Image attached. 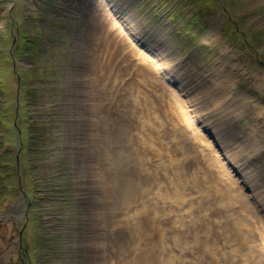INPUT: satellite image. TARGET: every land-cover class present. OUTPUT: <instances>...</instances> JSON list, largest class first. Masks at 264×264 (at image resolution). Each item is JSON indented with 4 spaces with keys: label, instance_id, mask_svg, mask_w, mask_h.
Returning a JSON list of instances; mask_svg holds the SVG:
<instances>
[{
    "label": "rangeland",
    "instance_id": "obj_1",
    "mask_svg": "<svg viewBox=\"0 0 264 264\" xmlns=\"http://www.w3.org/2000/svg\"><path fill=\"white\" fill-rule=\"evenodd\" d=\"M169 5V0H0V79L7 98L0 101V119L9 126L0 122V174L6 179L0 183V264H29L31 255L32 264H264L260 224L238 239L227 230L239 218L232 211L224 216V207L236 211L238 201L250 196L243 189L239 194V182L222 155L209 153L218 148L206 133L220 136L216 143L231 152L255 193L264 194V0H193L188 16L201 9L204 29L193 27L183 38L175 28L189 18L168 30L160 10ZM156 6L159 12L153 13ZM235 24L243 32L237 33L236 46L231 42ZM127 33L136 38L129 40ZM35 35L46 42L42 56L34 52ZM132 44L147 55H161L158 62L176 74L177 95L203 125L197 133L206 142L192 139L195 150L182 153L185 141L174 130L161 93L133 74L134 64L123 70L128 60L121 57L128 56L155 78L151 63L139 62ZM109 53L119 57L108 62ZM16 66L35 79L22 78L21 86ZM25 127H31L30 159L21 145L19 130ZM28 161L48 186L64 173L74 191L63 196L56 187L41 199L27 180ZM23 188L38 199L32 209L40 212L26 225L31 197Z\"/></svg>",
    "mask_w": 264,
    "mask_h": 264
},
{
    "label": "bare ground",
    "instance_id": "obj_2",
    "mask_svg": "<svg viewBox=\"0 0 264 264\" xmlns=\"http://www.w3.org/2000/svg\"><path fill=\"white\" fill-rule=\"evenodd\" d=\"M111 38V40H113V38L112 37H110ZM115 38V37H114ZM116 40V39H115ZM121 42L123 43V47L124 46H127L128 47V49L129 48H131V45H130V43H128L126 40H121ZM111 43V42H110ZM112 43H113V45L112 46H114V47H116V49H117V51H116V53H120V51H122V50H120L121 49V47H119L118 46V41H112ZM108 44V43H107ZM130 46V47H129ZM111 48V47H110ZM109 48V49H110ZM146 48V47H145ZM124 49V48H123ZM133 49H135L134 47L132 48V50ZM103 50H104V48H103ZM128 51H130V50H128ZM141 51V50H140ZM138 51L137 50V53L139 52V54H141V55H143L150 63H151V65L153 66V67H156V66H163L164 65V63H162V64H158V62H157V60H155V58L154 57H152L151 55H147V53L146 52H144V51ZM104 52V51H103ZM114 52H115V50H114ZM133 52L134 53H136L134 50H133ZM122 53V52H121ZM125 53V52H124ZM115 54V53H114ZM123 54V53H122ZM130 54V53H129ZM139 54H138V56H139ZM88 55V54H87ZM103 55V54H102ZM137 55V54H136ZM153 55V54H152ZM89 56V55H88ZM105 56V55H104ZM112 55H111V53H109V55H108V58H107V56H106V58H107V61L109 62V60H110V57H111ZM161 56V55H160ZM159 56V57H160ZM117 57H119V56H117L116 54L114 55V56H112L111 57V61L113 62V61H115L116 60V58ZM121 57V56H120ZM156 57H158V56H156ZM158 57V58H159ZM129 57L128 56H126V57H121V62H125V61H127L128 60V62H126V63H128V65L126 66V67H124L123 68V70L124 71H127V70H129L130 68H131V66L134 64L135 66H136V68H135V70L137 71V73H135V72H133V74L135 75H137V76H140V78L142 79L141 81H144V82H146V84L150 87V90L152 91V89L151 88H153L152 87V85L154 86V89L156 90L155 92H160L161 93V97H160V102H162V103H165V104H163V105H166V107H167V109H171L172 111H170V113H168L171 117H172V124H174L175 125V129L174 130H176L177 132H176V134H178V135H180V137L185 141V142H182L183 143V145H184V147H182V149H184L183 151H182V153H185V152H189L191 149L192 150H195V149H193V147H195V143H192V142H194V140H196V139H199L200 138V140L202 141V142H204L205 140H204V137L203 136H199V133H197V130H196V128H195V116H193V115H190L187 111H190V110H187V106H185L186 105V102H185V100L183 99V100H181L180 98H179V96L177 95V91H175L176 90V88H179L178 87V83H177V85H176V88L173 86H171V85H169L168 87L167 86H165V84H163V82L161 81V82H158L153 76H152V78H150L149 77V75H148V73H149V71H145L142 67H140V64L139 63H134V62H132L131 60H129L128 59ZM96 59V58H95ZM162 59V58H161ZM160 59V60H161ZM139 60V62L140 61H142L143 59L140 57V59H138ZM137 60V61H138ZM103 61V60H102ZM105 61V60H104ZM107 61H105V62H107ZM159 61V60H158ZM94 62V61H93ZM97 62V61H96ZM148 62V63H149ZM120 63V62H119ZM105 64V63H104ZM120 64H122V63H120ZM143 64V63H142ZM107 65V64H106ZM114 65V64H113ZM144 65V64H143ZM142 65V66H143ZM102 66V65H101ZM101 66H100V68H101ZM104 66V65H103ZM169 66H170V64H169ZM105 67V66H104ZM119 67H120V65H119ZM107 67H105V69H106ZM112 68V67H111ZM147 68V67H146ZM148 68H149V66H148ZM162 68V67H161ZM170 68H172V67H170ZM221 68V67H220ZM99 69V68H98ZM102 69V68H101ZM115 69V68H114ZM150 69V68H149ZM217 69V68H216ZM27 70V69H26ZM104 70V69H103ZM112 70V69H111ZM119 69H117V71H118ZM121 70V69H120ZM132 70H134L133 69V67H132ZM171 70V69H170ZM124 71H122V73L124 72ZM131 71V70H130ZM216 71V70H215ZM220 71V70H219ZM225 71V70H224ZM106 72V71H105ZM118 72H120V71H118ZM222 72V71H221ZM108 73V72H107ZM115 73H117V72H115ZM130 73V72H129ZM169 73V72H168ZM171 73H172V71H171ZM214 73V72H213ZM219 72H217V74H218ZM100 74H101V72H100ZM104 74V73H103ZM109 74V73H108ZM125 74H127V73H125ZM150 74H151V72H150ZM176 75V74H175ZM175 75H172V77H171V81H174L175 80ZM213 75V74H212ZM219 75H220V73H219ZM29 76V75H28ZM111 76V75H110ZM120 76H122V74L120 75ZM151 76V75H150ZM171 76V75H170ZM109 77V76H108ZM123 77V76H122ZM136 77V76H135ZM216 77H218L217 75L215 76V78ZM105 78V77H104ZM219 78V77H218ZM110 79V78H109ZM133 79H135L134 77H133ZM152 79V80H151ZM111 80V79H110ZM113 80V79H112ZM140 80V79H139ZM214 80V79H213ZM212 80V81H213ZM109 81V80H108ZM130 81V80H129ZM180 82V81H179ZM215 81H213V83H214ZM212 83V82H211ZM107 84V83H106ZM112 84V83H111ZM119 84V83H118ZM151 84V85H150ZM214 84H216V83H214ZM121 85V84H120ZM206 85V84H205ZM122 86V85H121ZM182 87V86H181ZM206 87V86H205ZM210 87V86H209ZM216 87V86H215ZM107 88V87H106ZM117 88V87H116ZM107 89H110V88H107ZM143 89V88H142ZM141 89V90H142ZM207 89V88H206ZM211 89H212V87H211ZM144 90H146L145 88H144ZM143 90V91H144ZM218 90V89H217ZM106 91H108V90H106ZM110 91H111V89H110ZM206 91V90H205ZM208 91V90H207ZM112 92V91H111ZM169 92L170 93H172V96H173V98L172 97H168V95L167 94H169ZM176 93V96H175V93ZM180 92V91H179ZM221 92V91H220ZM223 93V92H222ZM229 93V92H228ZM113 94V93H112ZM115 94V93H114ZM117 94V93H116ZM119 94V93H118ZM156 94V93H155ZM179 94V93H178ZM214 94V93H213ZM224 94V93H223ZM222 94V95H223ZM180 95V94H179ZM225 95V94H224ZM171 96V95H170ZM226 96H227V94H226ZM231 96V95H230ZM145 97V96H144ZM229 97V96H228ZM146 98V97H145ZM231 99V98H230ZM172 100V101H171ZM92 101V100H91ZM152 101V100H151ZM224 101H226V100H224ZM231 101H232V99H231ZM212 102H215V101H212ZM220 102H221V100H220ZM223 102V101H222ZM91 103V102H90ZM154 103V102H153ZM183 103V104H182ZM216 103H218V101L216 102ZM144 104V103H143ZM185 104V105H184ZM231 104V103H230ZM145 105V104H144ZM157 105V107H158V104H156ZM155 105V106H156ZM224 105H226L225 104V102H224ZM223 105V106H224ZM232 105V104H231ZM99 106V105H98ZM103 106V105H102ZM110 106V105H109ZM175 106H177V109H176V107ZM89 107V106H88ZM106 107V106H105ZM154 107V106H153ZM215 107V106H214ZM146 108V107H145ZM155 108V107H154ZM222 108V107H221ZM227 108H228V106H227ZM226 108V109H227ZM258 108H260V107H258ZM157 109V108H156ZM262 109V108H261ZM151 110V109H150ZM228 110V109H227ZM98 111V110H97ZM168 111V110H167ZM222 111V110H221ZM230 111H231V109H230ZM243 111V110H242ZM148 112H150L149 111V109H148ZM171 112H173V114L171 113ZM224 111H222V113H223ZM254 112V111H253ZM102 113V112H101ZM153 113V112H152ZM155 113V112H154ZM177 113H179V117L177 116L178 114ZM255 113V112H254ZM150 114V113H149ZM256 114V113H255ZM92 117V116H91ZM175 117V118H174ZM252 117V116H251ZM259 117H260V113H259ZM101 118V117H100ZM102 118H103V116H102ZM200 118V117H199ZM257 118V117H256ZM252 120V119H251ZM263 120V119H262ZM89 121V120H88ZM200 122H202V121H200ZM262 122V121H261ZM90 123V122H89ZM101 123V122H100ZM255 124V123H254ZM103 125V124H102ZM173 125V126H174ZM250 125V124H249ZM251 126H253V125H251ZM205 127V126H204ZM255 127V126H254ZM88 129H90V128H88ZM256 129V128H255ZM252 130V129H251ZM253 130H254V128H253ZM212 132V131H211ZM258 132V131H257ZM248 133V132H247ZM252 133V132H251ZM256 133V132H255ZM259 134V133H258ZM247 135V134H246ZM252 135V139H253V134H251ZM245 136V135H244ZM83 137V136H82ZM112 137V136H111ZM255 137H257V135H254V138ZM10 138V137H9ZM12 139V138H11ZM83 139H84V137H83ZM192 139H194L193 141H191ZM246 139V138H245ZM256 139H258V138H256ZM256 139H255V141H256ZM4 140V139H3ZM8 140V139H7ZM112 140V139H111ZM181 140V139H180ZM204 140V141H203ZM220 141V140H219ZM246 141V140H245ZM254 141V140H253ZM3 142V141H2ZM202 142H200V144L202 145ZM206 142V141H205ZM210 142V141H209ZM221 142V141H220ZM259 142H260V140H259ZM258 143V142H257ZM197 144V143H196ZM210 144V143H209ZM222 144V143H221ZM251 144H252V142H251ZM86 145V144H85ZM104 145V144H103ZM110 145H111V143H110ZM201 145H199V146H201ZM204 145H205V143H204ZM227 145V144H226ZM254 145V144H253ZM106 145H104V147H105ZM198 146V147H199ZM88 147V146H87ZM90 147H92L93 148V146H90ZM89 147V148H90ZM104 147H102V148H104ZM210 147H212V146H210ZM252 147V146H251ZM255 147V146H254ZM253 147V148H254ZM86 148V147H85ZM220 148V147H219ZM227 148V147H226ZM225 148V149H226ZM105 149V148H104ZM204 149V148H203ZM220 149H223L222 147L220 148ZM248 149V148H247ZM249 150V149H248ZM215 150H211V151H209V153H211V155H216V152H214ZM229 151V150H228ZM93 152V151H92ZM91 152V153H92ZM106 152V151H105ZM109 152V151H108ZM203 152H205V151H203ZM90 153V154H91ZM110 153V152H109ZM112 154V153H111ZM204 154H206V153H204ZM230 154H231V152H230ZM209 155V154H208ZM93 156H94V154H93ZM201 156V155H200ZM203 156V155H202ZM236 156V155H235ZM238 156V155H237ZM211 157V156H210ZM93 158V157H92ZM214 158V157H213ZM216 159V158H215ZM204 160V159H203ZM208 160H209V157H208ZM213 161V160H212ZM106 163V162H105ZM89 164V163H88ZM218 164V163H217ZM95 165V164H94ZM210 165V164H209ZM96 166V165H95ZM97 166H98V164H97ZM105 166V165H104ZM108 165H106V167H107ZM218 166V165H217ZM212 167V166H211ZM91 168H92V166H91ZM233 165L231 166V170H233ZM106 169H108V167L106 168ZM216 169V168H215ZM213 170V169H212ZM217 170V169H216ZM215 170V171H216ZM221 170V169H220ZM94 171H97V170H94ZM108 171H111V170H108ZM113 171H115V170H113ZM217 171H219V168H218V170ZM222 171H224L223 169H222ZM221 172V171H220ZM95 174H96V172H94ZM105 173V175L107 174L106 172H104ZM111 173V172H110ZM113 174V173H112ZM219 174H222V173H219ZM224 174V173H223ZM117 175V174H116ZM211 175V174H210ZM213 175V174H212ZM218 175V174H217ZM100 177H101V175H100ZM110 177H111V175H110ZM214 177V176H213ZM103 178V177H102ZM108 178V177H107ZM112 178V177H111ZM105 179V178H104ZM107 179H105V181H106ZM115 180V179H114ZM217 180V179H216ZM102 181H103V179H102ZM112 181H113V179H112ZM218 181V180H217ZM231 180L229 179V182H230ZM215 182V181H214ZM99 183V182H98ZM111 183V182H110ZM218 183V182H217ZM222 183V182H221ZM227 183V182H226ZM231 183V182H230ZM99 184H101V183H99ZM132 184V183H131ZM211 184H213V183H211ZM220 184V183H219ZM223 184H225V183H223ZM233 184H235V182L233 183ZM107 185V184H106ZM105 185V186H106ZM214 185V184H213ZM227 185V184H226ZM104 186V187H105ZM223 186V185H222ZM129 187V186H128ZM212 187V186H211ZM226 187H228V186H226ZM217 188V187H216ZM222 188V187H221ZM103 189V188H102ZM106 189H107V187H106ZM120 189V188H119ZM129 189H131V188H129ZM217 189H219V193H220V187L218 186V188ZM230 189V188H229ZM101 190V189H100ZM132 191H134V189L132 190ZM132 191H131V193H132ZM212 191H214V190H212ZM211 191V192H212ZM223 191V190H222ZM210 192V193H211ZM224 192V191H223ZM222 192V193H223ZM234 192V191H233ZM213 194H214V192H212ZM211 193V194H212ZM217 193H218V191H217ZM225 193V192H224ZM251 193H253V192H251ZM132 194H134V193H132ZM212 194V195H213ZM216 194V193H215ZM227 194V193H226ZM241 196H243V193H242V191H241V189H240V193H239ZM254 194V193H253ZM258 194V193H257ZM136 194H134V196H135ZM215 196H217V195H213V197L214 198H216ZM226 196H228V194L226 195ZM239 196V195H238ZM250 196H251V194H250ZM130 197V198H129ZM129 197L127 196L126 198L128 199H135V198H131V196L129 195ZM248 197V196H247ZM211 198V201H213L212 200V197H210ZM213 198V199H214ZM218 198V197H217ZM232 202H235L236 201V199H235V196H232L231 194H230V197H228ZM254 199H253V201L251 202V201H245L244 202V200H241V202L240 201H238V207H237V210L236 211H233V207H235V206H233V207H231V209L228 207V208H226V207H224V210H222L224 213V216H226L225 215V213L227 214V213H229V211H232V212H235L236 213V215H238V221L237 220H235V219H233V220H231V222H230V225H227L228 227H227V230H229V231H233V234H234V237L235 238H237L238 239V237L240 238L241 236H245V234H246V230H248V231H251V229H252V227H253V225H255V224H260V227H259V229L261 228L262 229V232L259 234V235H262L261 237H263L262 239H264V194L262 193V192H260V194H258V195H256V194H254V197H253ZM132 200V201H133ZM219 200L221 201V202H226L225 200H224V196H220V198H219ZM252 200V199H251ZM131 201V200H130ZM130 201H128V203L130 202ZM132 201H131V203H132ZM30 202V201H29ZM122 202H124V200H122ZM134 203L136 202V201H133ZM125 203V202H124ZM135 204H137V203H135ZM139 205V204H138ZM142 206H143V204H142ZM128 207V206H127ZM139 207V206H138ZM220 210V209H219ZM218 210V211H219ZM262 212V213H261ZM217 213V212H216ZM39 214H40V212H39ZM142 214V213H141ZM222 214V215H223ZM150 215V214H149ZM148 216V215H147ZM252 216L255 218V220L252 218ZM228 217V216H227ZM245 220V219H247V220H249V223H242V221H240V220ZM241 224H240V223ZM226 223H228V222H225L224 224H226ZM255 223V224H254ZM258 226V225H257ZM256 226V227H257ZM221 228H223V227H221ZM224 232V231H223ZM231 234V233H230ZM226 236V235H225ZM231 236H232V234H231ZM234 238V239H235ZM243 238V237H242ZM246 237H244L243 238V240L245 239ZM249 238V237H248ZM228 239V238H227ZM230 239V238H229ZM242 240V239H241ZM230 241H234V240H230ZM239 241V240H238ZM237 241V242H238ZM249 241H251V240H249ZM94 242V241H93ZM235 242V241H234ZM236 242V243H237ZM264 242V241H263ZM245 243H247V241H245ZM95 244V243H94ZM122 243H120V245H121ZM125 244H127V242L125 243ZM149 244H151V243H149ZM148 244V245H149ZM131 245V244H130ZM236 245V244H235ZM242 245V244H241ZM240 245V246H241ZM124 246L125 245H123L122 247H123V249H124ZM126 246H128V245H126ZM125 246V247H126ZM247 246V245H246ZM127 248V247H126ZM243 249H244V246L242 247ZM241 248V249H242ZM121 251H123L122 249H121ZM248 252H249V250H247ZM142 255V254H141ZM111 257V256H110ZM138 258H140V257H138ZM111 259V258H110ZM143 260V259H142ZM149 262V261H148ZM136 263H140L139 261L138 262H136ZM143 263H145V261L144 262H142V264Z\"/></svg>",
    "mask_w": 264,
    "mask_h": 264
}]
</instances>
